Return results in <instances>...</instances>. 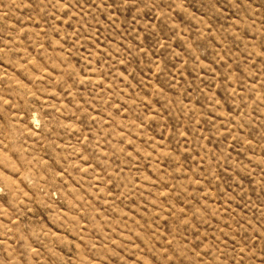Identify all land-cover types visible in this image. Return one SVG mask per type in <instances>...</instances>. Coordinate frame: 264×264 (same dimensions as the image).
Here are the masks:
<instances>
[{
    "label": "rangeland",
    "instance_id": "1",
    "mask_svg": "<svg viewBox=\"0 0 264 264\" xmlns=\"http://www.w3.org/2000/svg\"><path fill=\"white\" fill-rule=\"evenodd\" d=\"M0 264H264V0H0Z\"/></svg>",
    "mask_w": 264,
    "mask_h": 264
}]
</instances>
